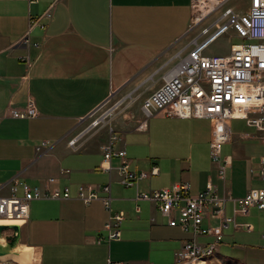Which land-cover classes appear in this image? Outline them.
Returning <instances> with one entry per match:
<instances>
[{
  "label": "crops",
  "instance_id": "crops-1",
  "mask_svg": "<svg viewBox=\"0 0 264 264\" xmlns=\"http://www.w3.org/2000/svg\"><path fill=\"white\" fill-rule=\"evenodd\" d=\"M53 4V19L43 20L46 28L36 26L30 31V19L41 17ZM192 12L190 0H38L34 4L0 0V184L17 175L31 185L57 178L60 187H70L73 194L67 201L31 204L30 221L20 230L17 255L24 250L20 262L176 263L189 236L169 227L168 219L148 202L139 203L141 212L136 213V189L119 183L118 158L112 160L111 172L101 170L107 132L101 138L88 135L78 152L68 148V139L107 103L113 91L116 97L135 83L130 91L141 98L162 85L172 65L162 66L186 35ZM19 57H29L31 66ZM29 100L35 102L37 117L13 118L11 111H24ZM124 119L120 126L143 118L126 115ZM240 121L245 122L244 129L232 130L231 142L223 148L224 159L231 161L226 182L210 157V120L154 117L145 132L123 130L127 133L120 146L126 148L133 171L159 168L158 176L140 184L142 191L182 182L190 184V194L197 195L211 181L220 197L243 198L251 189L264 186L259 175L264 152L255 155L264 143L262 133L248 121ZM43 143L46 147L37 152ZM108 184L113 209L124 211L126 219L121 240L104 239L98 244L99 238H106L108 214L100 201L85 206L76 193L81 185ZM226 216H233L231 202L226 204ZM236 221L254 228L242 231L251 239H245L247 245L239 250L250 264H264L262 213L252 209ZM205 224L218 227L214 221ZM238 233L232 227L225 230L222 244L235 243ZM218 256L222 257L220 251Z\"/></svg>",
  "mask_w": 264,
  "mask_h": 264
},
{
  "label": "built area",
  "instance_id": "built-area-1",
  "mask_svg": "<svg viewBox=\"0 0 264 264\" xmlns=\"http://www.w3.org/2000/svg\"><path fill=\"white\" fill-rule=\"evenodd\" d=\"M192 20L186 35L175 46V50L162 68L172 65L164 74L162 85L143 100L144 118L133 128L145 132L151 118L207 119L212 123L210 157L218 165V176L226 182L231 165L230 158L224 159L223 148L231 142V121L246 120L254 126L264 143V0H248L245 10L229 6L232 0H190ZM30 4L38 0H29ZM55 4L37 19H30V31L39 26L45 29L43 20H52ZM230 35L239 42L231 44L230 52L225 55L208 54L207 49L217 39ZM28 45V37L23 40ZM173 46V47H175ZM173 49V48H172ZM19 59L31 66L29 57ZM115 98V91L111 99ZM130 98V97H129ZM138 97L131 98L132 106ZM109 100V101H110ZM122 102V101H121ZM125 102V101H124ZM103 107V106H102ZM99 110V109H98ZM93 115V114H92ZM91 115V116H92ZM15 119L29 120L37 117L35 102L29 100L24 111L12 110ZM86 120H83V124ZM108 129V141L102 146L104 160L101 170L111 172L114 158L120 160L117 168L119 183L126 188H135L137 202L136 213L141 212L139 203L148 202L155 206L160 214L168 219V226L179 228L189 239L184 241L177 254L175 264H207L217 257L224 240V231L253 232L251 224H240L236 217L250 215L252 209L262 213L264 219V186L251 189L243 198L220 197L216 186L209 181L206 189L197 194H190V184L175 183L162 190L142 191L140 184L159 175V168L136 172L131 169V162L123 143L127 132L117 126L101 120L89 128L73 132L68 139V148L80 151L87 142V136ZM43 143L37 147L41 153ZM70 173L66 171L65 174ZM260 179L264 182V156L261 159ZM76 198L85 206L100 201L108 214L103 231L108 243L122 238V224L126 219L124 211L113 209L111 185L78 187ZM73 199L70 187H60L59 179L48 178L36 185L27 183L20 176H15L0 184V225L18 226L20 230L30 221L31 204L35 201H67ZM233 204V216H226V204ZM154 221V219L152 220ZM206 221L218 223V227L206 225ZM18 222L17 224H2ZM9 229L2 233V238L14 236ZM206 238V242H200ZM264 242V231L262 234ZM264 248V244H263Z\"/></svg>",
  "mask_w": 264,
  "mask_h": 264
},
{
  "label": "rangeland",
  "instance_id": "rangeland-1",
  "mask_svg": "<svg viewBox=\"0 0 264 264\" xmlns=\"http://www.w3.org/2000/svg\"><path fill=\"white\" fill-rule=\"evenodd\" d=\"M229 6L234 7L237 10H245L248 7V0H232L229 3ZM230 37H231L230 35H225V36H222L219 39H217L207 49V53L208 54H219V55L228 54L230 52L231 44H235V43L239 42L237 39H231ZM180 46H181L180 44L175 46L171 50V54L175 50H177ZM134 84H131V86L128 87L126 90L122 91L115 98L108 101L93 117L89 118L84 123L81 130L89 128L93 123H95L98 120H101L107 124H110V123H112L114 125L116 124L115 126H117V128L119 130H125V131L131 130L132 128L137 126L138 123L137 124L132 123V125L131 124H128V125L123 124L122 126H120V124L122 122H124V123L126 122L124 119V117L126 115H128V116L135 115L136 119H137V117L144 118L143 113L140 110V108L142 109L143 100L146 99L148 97V95H145V96L143 95L141 98H140V95H138L139 98L135 102V104H133L132 106L128 105L129 101H131V98L138 97L136 94H134V92L130 91V90H132V88H134L133 87V86H135ZM138 115H140V116H138ZM132 118H133V116H132ZM126 120H128V119H126ZM244 124H245V122L240 121V120L239 121H231L230 126L234 132H238L239 130L244 129ZM95 130H97V129H93V131H91V132L94 133ZM105 131L107 132V135H108V129L104 128L102 131H99L96 136H98V138H101L102 135H100V134H103V132H105ZM262 152H264V146H262V148L257 147L256 151H255V153H256L255 155L258 157V155ZM234 236L236 237L235 243L230 242V244L228 246L221 244L220 255L222 257L233 258L236 260H242V261L244 260L245 264H250L246 260L247 256L245 255V253H242L239 249L243 248L244 246L247 245L245 239H247V240L251 239V235L246 234V233L241 231V233L234 234ZM206 241H207L206 238H200V242H206ZM6 242H7V240L5 238H3L1 244L6 245ZM235 246H237L238 248L237 249L233 248ZM19 247L20 246L18 244L12 250L13 252L9 255L8 258H6L5 260H0V264H36L33 261L20 262V258L22 256V253L24 250L22 249V251L17 255V251L19 250ZM222 257H219V256L214 257L207 264H244V263H241L238 261H232V260L222 258Z\"/></svg>",
  "mask_w": 264,
  "mask_h": 264
},
{
  "label": "water",
  "instance_id": "water-1",
  "mask_svg": "<svg viewBox=\"0 0 264 264\" xmlns=\"http://www.w3.org/2000/svg\"><path fill=\"white\" fill-rule=\"evenodd\" d=\"M109 100H110V98L107 100V102ZM101 107H99L98 109H100ZM9 229H12L16 234L14 236H10V237L6 238V240H7L6 245H2L0 243V257H3L5 255L9 254L18 245L20 237H21V231H20V228L18 226H0V239H2V237H3L2 233L4 231L9 230Z\"/></svg>",
  "mask_w": 264,
  "mask_h": 264
},
{
  "label": "bare ground",
  "instance_id": "bare-ground-1",
  "mask_svg": "<svg viewBox=\"0 0 264 264\" xmlns=\"http://www.w3.org/2000/svg\"><path fill=\"white\" fill-rule=\"evenodd\" d=\"M18 222H10V223H5L3 222L2 224H17ZM0 226H3V225H0ZM15 226V225H14ZM3 239V238H2ZM2 239H0V243L2 242ZM13 251H11L9 254L3 256V257H0V260H5L6 258L9 257V255L12 253Z\"/></svg>",
  "mask_w": 264,
  "mask_h": 264
},
{
  "label": "flooded vegetation",
  "instance_id": "flooded-vegetation-1",
  "mask_svg": "<svg viewBox=\"0 0 264 264\" xmlns=\"http://www.w3.org/2000/svg\"><path fill=\"white\" fill-rule=\"evenodd\" d=\"M101 108H102V107H101ZM101 108H100V109H101ZM100 109H99V110H100ZM99 110H97V111H96L92 116H90L89 118L93 117V116H94ZM89 118H88V119H89ZM88 119H87V120H88ZM87 120H86V121H87Z\"/></svg>",
  "mask_w": 264,
  "mask_h": 264
}]
</instances>
